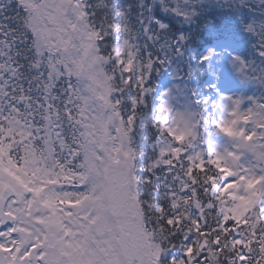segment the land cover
I'll list each match as a JSON object with an SVG mask.
<instances>
[{
	"label": "snow or ice",
	"instance_id": "6c2138e0",
	"mask_svg": "<svg viewBox=\"0 0 264 264\" xmlns=\"http://www.w3.org/2000/svg\"><path fill=\"white\" fill-rule=\"evenodd\" d=\"M161 72L210 94L160 93L145 134ZM0 264H264V0H0Z\"/></svg>",
	"mask_w": 264,
	"mask_h": 264
},
{
	"label": "trees",
	"instance_id": "16d2710c",
	"mask_svg": "<svg viewBox=\"0 0 264 264\" xmlns=\"http://www.w3.org/2000/svg\"><path fill=\"white\" fill-rule=\"evenodd\" d=\"M121 2L127 3L128 0H121ZM158 15H164V14L158 13ZM165 22H169V19L166 15H165ZM200 23L205 25V27L202 29V32L205 34H210V35H207V39H206V43L208 44V46H212L213 44L216 43L212 40L211 38L212 35H216L218 41H223V40L231 39L232 37L238 36L240 39V42L247 46V44L244 43L246 37L238 31V28L234 22L230 23V17L225 13H219V12L210 13L208 17L205 19H202ZM175 24L176 26H179L178 19L175 20ZM184 27L187 28L190 26L184 25ZM162 74L163 72L153 75L152 83L154 85H152V87L154 89H155V82L157 78L161 76ZM208 79H209L208 72H204L201 75L193 78L192 80H185L186 81L185 86L187 88V91L189 89L195 88L200 94L201 92L204 93V91H206V88H207ZM156 98H157V94L154 91V95L149 97L148 115H146V118H145L146 123L143 129V132L145 134L152 132L151 125L148 121L150 120V114L153 113L152 108L154 106L153 103H156ZM145 148H147V144H145Z\"/></svg>",
	"mask_w": 264,
	"mask_h": 264
},
{
	"label": "rangeland",
	"instance_id": "374dc122",
	"mask_svg": "<svg viewBox=\"0 0 264 264\" xmlns=\"http://www.w3.org/2000/svg\"><path fill=\"white\" fill-rule=\"evenodd\" d=\"M235 47L238 48V49H240L239 46H235ZM235 47L225 46L224 48H228V49L231 51L232 49H236ZM225 59H226V58H225ZM224 61H225V60H224ZM212 66H213L214 69L222 68V63H221V62H220V63H216V61H215V59H214V61L212 62ZM222 69H223V77H224L223 80H225V79L228 77L232 82L236 83V84L239 86V89H240V92H241V93H244V92L247 91L249 85H246V86H245V85L240 84V83L236 80L235 76L231 73V70H230L229 67H223ZM210 76H211V75H210ZM211 77H212V76H211ZM156 83H157V81L155 82V86H156ZM174 84H175V83H173V81H172V82H170L169 84H164V85L161 84V85H159V89H158V88H155V93L158 94V96H157V98H156V103H153L154 106H153V108H152V112H154L155 108L158 107V105H159L160 93L166 91V90L169 89V88H173V87L175 86ZM152 85H154V84L152 83ZM178 85H180V87L183 88V87H182V86H183L182 83H178ZM253 86H255V85H253ZM235 94H240V93H235ZM183 104H184V99H183V97H178V103H177V106H181V105H183ZM193 107H195V105H193ZM217 135H220V136H221L220 139H221V141H223V142H214V145L212 144L214 150H216V151H221V152H222L223 149H224L225 147H230V146H231V141H229V140H227V139L223 140V135L219 134L218 132H217ZM207 140H208L209 142H212V141H215V138H214L213 135H209L208 138H207ZM201 146H202V145L197 144L195 148L199 149ZM203 147H205V146H203ZM253 186H254V185H253ZM243 211H246V208H243L242 211H241L240 213H234V215H242V214H243Z\"/></svg>",
	"mask_w": 264,
	"mask_h": 264
}]
</instances>
